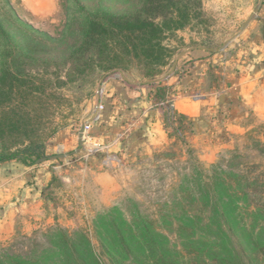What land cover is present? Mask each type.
Listing matches in <instances>:
<instances>
[{
    "label": "rangeland",
    "instance_id": "rangeland-1",
    "mask_svg": "<svg viewBox=\"0 0 264 264\" xmlns=\"http://www.w3.org/2000/svg\"><path fill=\"white\" fill-rule=\"evenodd\" d=\"M12 2L19 15L39 30L56 35L64 28L65 0ZM191 2L200 14H194L188 26L169 34L165 43L174 53L163 73L155 79L145 78L135 61L128 63L126 70L109 71L92 88H82L65 76L63 83L52 78L46 84V95L41 98L48 109L40 110V103L36 101L29 109L33 115L42 116L47 145L58 132L78 133L85 122V113L109 76L134 74L157 84L159 78L173 69L184 50L202 44L221 46L232 34L229 29L238 26V20L249 12L253 0ZM166 115L170 117L168 112ZM205 116L207 120L203 123L190 120L191 127L185 124L184 130H177V120L168 130L166 128L167 141L156 147L141 143L120 156L107 157L102 146L89 156L84 149L63 158L39 161L35 165L52 161L51 179L40 189L19 187L16 196L6 193V171L1 172L0 258L8 261L21 257L38 260L40 264H92L89 249H93L105 264H140L137 260L142 263L156 260L158 254L149 253L156 245L158 253L163 247L172 250L174 264H201L194 245L188 243V235L195 239L214 237L207 226L211 220L216 225L219 221L222 225H233L232 222L237 221L239 226L252 220L248 207L242 202L240 209H236L235 204L230 206L233 219L228 221L224 217L226 193L211 192L203 199L205 190H210L206 184L211 181L208 175L213 167L228 173H251L248 172L251 169L253 173L264 167V123L254 122L241 135L225 131L216 111L211 110ZM94 131L92 127V136ZM122 220L127 224L122 226ZM128 226L138 233L137 241L148 252L135 250L137 243L133 241L132 252L119 246L115 235L119 228ZM157 233L163 237L154 238ZM232 236L239 249L241 232ZM77 245L82 251L75 250ZM227 245L234 246L230 242ZM247 252L254 255L252 250Z\"/></svg>",
    "mask_w": 264,
    "mask_h": 264
},
{
    "label": "trees",
    "instance_id": "trees-1",
    "mask_svg": "<svg viewBox=\"0 0 264 264\" xmlns=\"http://www.w3.org/2000/svg\"><path fill=\"white\" fill-rule=\"evenodd\" d=\"M111 2L65 0L64 28L53 35L24 20L12 0H0V166L8 163L14 167L33 166L48 159L46 126L42 125V116L33 115L29 109L33 101L40 103V110L48 109L41 98L46 95V84L52 78L63 83L65 76L82 88H92L109 71L126 70L128 63L135 61L145 78L155 79L163 73L174 53L165 43L169 34L188 26L194 14H200L191 0ZM168 94V88L158 82L154 97L165 100ZM177 116L172 120L165 115L167 130L177 120V130H184L185 124L191 127L187 116ZM252 171L228 173L214 166L208 175L211 181L206 186L211 191L205 190L203 199L211 192L226 193L227 201L219 198L225 203L224 217L228 221L233 219L230 206L235 204L240 209L242 202L252 220L242 226L237 221L233 225H222L219 221L216 225L211 220L207 226L214 237L195 239L188 235V243L194 245L201 264H264V167ZM121 224L127 223L122 220ZM236 232L242 235L239 249L232 239ZM115 236L123 250L132 252L133 241L137 243L135 250L148 252L130 226L119 228ZM162 237L160 233L154 235V238ZM229 242L234 246L228 247ZM87 243L91 246L88 240ZM79 247L75 246V250L82 251ZM153 247L149 253L158 254L156 260L146 263L137 260L140 264H174L172 250L163 247L158 253V247ZM220 247L222 250L217 249ZM247 250H252L254 255ZM89 251L92 264H105L93 249ZM0 264L40 262L14 257L8 261L0 258Z\"/></svg>",
    "mask_w": 264,
    "mask_h": 264
},
{
    "label": "crops",
    "instance_id": "crops-1",
    "mask_svg": "<svg viewBox=\"0 0 264 264\" xmlns=\"http://www.w3.org/2000/svg\"><path fill=\"white\" fill-rule=\"evenodd\" d=\"M250 7L239 25L229 29L232 34L221 46H192L176 59V73L163 81L169 87L168 96H175V113L203 123L214 110L225 131L241 135L254 122L264 123V0H253ZM156 87L134 74H113L104 81L85 121L98 109L93 137L107 157L120 156L141 143L156 147L167 141V107L154 97ZM79 137L71 130L58 132L47 145L48 159L76 154ZM51 162L15 166V170L10 163L1 165L0 173L6 171V193L16 196L19 187L46 185L52 176Z\"/></svg>",
    "mask_w": 264,
    "mask_h": 264
},
{
    "label": "built area",
    "instance_id": "built-area-1",
    "mask_svg": "<svg viewBox=\"0 0 264 264\" xmlns=\"http://www.w3.org/2000/svg\"><path fill=\"white\" fill-rule=\"evenodd\" d=\"M174 101H175V96L171 95V96H168L165 100H162L159 102L161 105H165L167 107V112L172 119H175V116H176V113L174 110ZM91 119L92 117L86 120L81 125L78 131L79 135H81L83 138V144L81 146V150L85 149L87 151V156H89L90 154L96 153L102 149V145L94 142V137L91 135L92 122H93V120Z\"/></svg>",
    "mask_w": 264,
    "mask_h": 264
},
{
    "label": "water",
    "instance_id": "water-1",
    "mask_svg": "<svg viewBox=\"0 0 264 264\" xmlns=\"http://www.w3.org/2000/svg\"><path fill=\"white\" fill-rule=\"evenodd\" d=\"M187 50H189V49H187ZM187 50L181 52V53L178 55V57H177V61H178L179 58H181V57L185 54V52H186ZM177 61H176L175 65H174L173 69H172L170 72L166 73V74H165L164 76H162L161 78H159L158 81L163 80V79H166V78L169 77V75L173 72L174 68L176 67ZM97 114H98V109L96 110L95 115L92 117L91 120H94L95 117L97 116ZM82 144H83V138H82V136L80 135V137H79V147H78V149L76 150V152H79V151L81 150V146H82Z\"/></svg>",
    "mask_w": 264,
    "mask_h": 264
}]
</instances>
